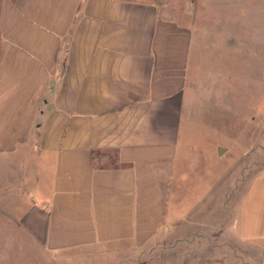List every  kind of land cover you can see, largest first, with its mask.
Listing matches in <instances>:
<instances>
[{"label": "crops", "instance_id": "1", "mask_svg": "<svg viewBox=\"0 0 264 264\" xmlns=\"http://www.w3.org/2000/svg\"><path fill=\"white\" fill-rule=\"evenodd\" d=\"M217 4L0 0V213L44 254L0 264H106L108 249L137 264L193 240L222 247L225 231L228 264H264V223L218 203L241 162L245 185L252 166L264 170V117L224 176L203 170L229 152L212 150L219 108L204 91L234 57ZM192 127L196 142H182ZM19 239L8 249L26 253Z\"/></svg>", "mask_w": 264, "mask_h": 264}, {"label": "rangeland", "instance_id": "2", "mask_svg": "<svg viewBox=\"0 0 264 264\" xmlns=\"http://www.w3.org/2000/svg\"><path fill=\"white\" fill-rule=\"evenodd\" d=\"M212 1L218 3L216 8L217 20L227 16L223 20L226 21L225 27L222 24H215V26L220 30L222 29V32L225 28L228 35H232L233 32L234 35L236 34V39L231 40V44L234 43L235 46L233 63H231L232 57L229 56L228 67L220 64L218 69L214 66L212 70H209L206 76L207 83L211 84V88H204L209 98L211 95L217 99L219 108L218 119L212 122L214 131H216L212 137V150H215L216 145L222 146L223 149L228 148L229 152L222 157L216 156V158L207 160L203 170L206 171L207 168L209 170L210 167L212 169L218 168L220 177L224 176L227 168L244 153L245 148H249L250 142L254 140L259 142L260 138L258 136L259 128H262L260 122L262 124L264 117V0ZM243 35H245L244 41L240 40ZM218 84L223 86L218 87ZM203 87L204 85H202V89ZM212 94L214 95L212 96ZM228 114L229 117L231 114L234 120L228 119ZM232 127L234 128L233 139ZM192 128L193 132L187 131L183 134L182 142L192 144L196 142L195 127ZM227 128L230 129L229 135L226 131ZM201 137L203 138V136ZM259 150L260 148H255L254 151L247 153L250 156L249 159L259 153ZM186 155L195 156L196 154L186 152ZM252 162H254V158ZM243 167L244 163L241 162L238 170H236V190L231 193L223 190L220 193L219 207L220 209H235L242 212L241 217L245 224L264 223V176H258L264 170L260 169L261 167L258 165L252 166L250 175L247 176V178H252L251 182L245 185L242 180ZM221 183L226 189V180L224 179ZM195 200L188 199L187 207L192 208ZM204 204L210 207L211 201H204ZM221 218L224 221L220 223L223 225L220 228L225 231L229 226L227 224H231V222L226 220L227 216ZM19 236L25 240H20ZM16 239H19V242L29 244L26 253H21L23 248L8 249L9 246L16 243ZM219 240L220 244L224 245L219 248L205 246L208 245L206 240H193L186 243L184 247L157 249L152 257L146 255L140 257L137 264H146L142 263L143 261H147V264H228L227 257L228 255L232 257V254L231 249L225 247V243L231 242L226 231L220 234ZM31 254L36 257L44 255L30 238L24 237L21 233L18 235V229H14L7 217L0 213V256L30 257ZM66 254L91 256L94 253L86 250ZM102 257L105 258L106 264H131L129 259L125 260L124 255H115L109 249L104 251Z\"/></svg>", "mask_w": 264, "mask_h": 264}, {"label": "water", "instance_id": "3", "mask_svg": "<svg viewBox=\"0 0 264 264\" xmlns=\"http://www.w3.org/2000/svg\"><path fill=\"white\" fill-rule=\"evenodd\" d=\"M225 153V149L221 148L219 149V155H223Z\"/></svg>", "mask_w": 264, "mask_h": 264}]
</instances>
